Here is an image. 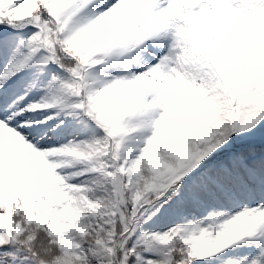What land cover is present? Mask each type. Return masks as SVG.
Returning a JSON list of instances; mask_svg holds the SVG:
<instances>
[{"label": "snow or ice", "instance_id": "1", "mask_svg": "<svg viewBox=\"0 0 264 264\" xmlns=\"http://www.w3.org/2000/svg\"><path fill=\"white\" fill-rule=\"evenodd\" d=\"M0 264H264V0H0Z\"/></svg>", "mask_w": 264, "mask_h": 264}]
</instances>
